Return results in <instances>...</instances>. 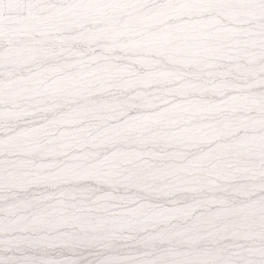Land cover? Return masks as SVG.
<instances>
[{"label":"snow or ice","instance_id":"6c2138e0","mask_svg":"<svg viewBox=\"0 0 264 264\" xmlns=\"http://www.w3.org/2000/svg\"><path fill=\"white\" fill-rule=\"evenodd\" d=\"M0 264H264V0H0Z\"/></svg>","mask_w":264,"mask_h":264}]
</instances>
